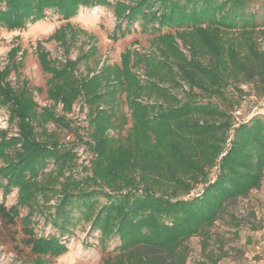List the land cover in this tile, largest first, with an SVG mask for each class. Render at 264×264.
Segmentation results:
<instances>
[{"label": "trees", "instance_id": "obj_1", "mask_svg": "<svg viewBox=\"0 0 264 264\" xmlns=\"http://www.w3.org/2000/svg\"><path fill=\"white\" fill-rule=\"evenodd\" d=\"M96 6L114 16L109 39L138 23L149 48L101 62L96 38L70 21ZM48 11L64 21L35 43L50 103L39 105L41 88L20 79L27 52L19 44L0 69V106L15 126L0 128V217L20 220L30 264H53L81 223L103 250L118 241L102 264H186L192 237L204 264H228L216 223L227 216L238 228L230 206L264 179V110L251 113L264 103V0H0V28L23 31ZM78 103L84 133L62 141L48 125L71 129ZM36 216L55 232L36 234Z\"/></svg>", "mask_w": 264, "mask_h": 264}, {"label": "rangeland", "instance_id": "obj_2", "mask_svg": "<svg viewBox=\"0 0 264 264\" xmlns=\"http://www.w3.org/2000/svg\"><path fill=\"white\" fill-rule=\"evenodd\" d=\"M71 23L78 26L96 38L98 59L109 63L119 62L120 53L127 47L147 50L149 48L148 34L141 32L138 23L134 24L135 31L117 41L108 38L114 26V16L108 7H80L76 16L70 19ZM64 21L51 11L47 12L44 19L28 24L23 31H7L0 28V69L6 63V54L9 49L19 44L27 52L20 79H26L31 87H40L41 91H34L35 100L39 105L49 104L46 98L45 87L48 75L45 74L38 63L35 54L37 40L46 39ZM44 47L54 58H62V50L54 41H44ZM76 55V49L71 52V57ZM94 62H91V66ZM84 72V67H80ZM11 80L16 81L13 75ZM247 92L251 89L242 85ZM231 92V87L228 88ZM251 93V92H249ZM261 105L262 102L257 100ZM264 110V103L260 106ZM247 106L244 111L248 112ZM67 117L71 121V129L48 125L50 131H55L62 141H76L77 134H83L82 127L86 125L85 109L79 103ZM0 128H6L10 133L15 131V126L8 124V113L0 106ZM77 133V134H76ZM78 163L85 165L87 155L81 146L77 147ZM2 192L0 190V203ZM16 190L7 196L5 205L8 207L15 203ZM53 203V201H51ZM240 218V226L236 228L227 216L216 223V230L225 242L227 255L223 262L228 264H264V179L258 189L252 190L246 197L239 198L229 208ZM254 213V216L250 215ZM26 210H21L20 216ZM34 230L38 235H48L55 232L43 218L36 216ZM237 233V234H236ZM23 237L21 223L16 219L7 223L0 217V264H30L33 255L21 241ZM68 251L58 257L51 258L53 264H102L104 257L114 256V247L118 244L116 239L108 242L105 250L98 243V232L89 230L86 224L81 223L73 235L66 237ZM189 257L186 264H204L205 258L201 254L200 242L197 237L189 240Z\"/></svg>", "mask_w": 264, "mask_h": 264}, {"label": "built area", "instance_id": "obj_3", "mask_svg": "<svg viewBox=\"0 0 264 264\" xmlns=\"http://www.w3.org/2000/svg\"><path fill=\"white\" fill-rule=\"evenodd\" d=\"M258 112H263L262 109H260L258 107V105H253V107L251 108V113H258ZM235 114L238 116L240 115V111H236Z\"/></svg>", "mask_w": 264, "mask_h": 264}]
</instances>
